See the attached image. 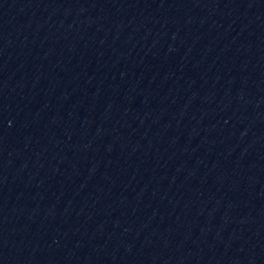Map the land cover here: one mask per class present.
<instances>
[{"label": "water", "instance_id": "95a60500", "mask_svg": "<svg viewBox=\"0 0 264 264\" xmlns=\"http://www.w3.org/2000/svg\"><path fill=\"white\" fill-rule=\"evenodd\" d=\"M0 264H264V0H0Z\"/></svg>", "mask_w": 264, "mask_h": 264}]
</instances>
